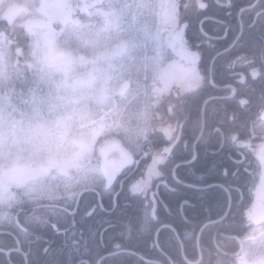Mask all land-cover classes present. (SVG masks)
I'll return each instance as SVG.
<instances>
[{
  "label": "clouds",
  "instance_id": "clouds-1",
  "mask_svg": "<svg viewBox=\"0 0 264 264\" xmlns=\"http://www.w3.org/2000/svg\"><path fill=\"white\" fill-rule=\"evenodd\" d=\"M77 2L79 15L45 31L25 24L39 16L41 0H0V145L24 170L16 194L41 215L99 171L90 124L82 118L89 99L105 93L115 99L107 110L95 109L96 123L138 150L163 124L169 98L164 50L174 32L163 0ZM95 4L104 8L89 11ZM12 6L24 11L9 19ZM0 180L7 192V168ZM255 231L258 237L241 238L249 247L237 264L249 251L264 253V226Z\"/></svg>",
  "mask_w": 264,
  "mask_h": 264
},
{
  "label": "snow or ice",
  "instance_id": "snow-or-ice-1",
  "mask_svg": "<svg viewBox=\"0 0 264 264\" xmlns=\"http://www.w3.org/2000/svg\"><path fill=\"white\" fill-rule=\"evenodd\" d=\"M163 3L174 32V38L164 50L166 66L163 81L168 93L171 94L173 90L187 93L192 100L207 96L208 99L203 100L205 110L202 119L205 122L210 118L206 109L208 100L231 99L230 123L238 124L243 129L253 109L258 110L259 118L264 123V20H260L264 16V0H259L257 5L241 8L238 13L229 10L233 7L232 0H225L224 3L214 0V5L201 0L198 7L202 13L215 6L217 11H222V15L219 18L215 14L198 16L200 35L195 38L189 36L191 25L186 15L188 5L181 0H163ZM257 7L261 11L257 12ZM258 22L261 25L259 31L256 29ZM210 23L216 27L206 30V25ZM249 45H253L251 58L244 56L238 59H244L251 68V79L246 81L241 76L237 87L231 83L224 85L222 90L230 93L229 96L213 97L208 90L217 89L223 74L235 66V61L231 59L232 53L241 47L246 49ZM242 96H247V99H241ZM174 107L170 105L169 111H174ZM223 110L225 113L228 111L227 108ZM179 128L177 123L175 126L169 124L163 130L167 145L163 148L159 147L160 139L149 135L140 149L121 150L116 161L100 165L99 171L89 175L85 187L59 201L46 215L33 210L18 194L0 189V234L14 236L15 244L19 245L8 249L7 255H22V264H108L103 257L98 261L93 256L104 245L105 233L110 229L119 226L128 233L136 231L140 235L151 236L152 232H156L158 236L160 229L156 225L164 224L160 218L161 212H164L169 218H179L175 228L172 227L175 219H170L164 225V231L177 233V229H180L177 234L183 239L199 242L196 229L200 223L197 216L200 210H204L203 202L208 198L206 194L211 193L214 202L213 211L207 217L210 222L212 214L222 221L240 213L244 209L249 183L245 162L233 160L229 152L226 159L231 161L230 164L224 165L223 159L213 161L207 173L197 177L198 183H185L179 178V169L185 167L191 171L193 163L199 160V153L196 144L185 142L186 154H180L176 146L182 137L174 135ZM216 132L224 135L220 128ZM227 139L238 147H252L250 139H241L236 133ZM224 147L221 143L219 150L224 151ZM256 152L262 168L260 187L264 189V143L259 145ZM149 157L152 163L141 169L142 160ZM137 175L139 179H136ZM208 179L214 182L206 183ZM182 189L190 190L193 194ZM197 201L201 202L199 210ZM129 208H132L131 213L128 212ZM245 215L250 222L258 220L264 224V198L254 202ZM97 217L95 228L89 226L85 231L77 226ZM22 221L37 228L51 229L52 236L44 239L35 232L29 233L21 227ZM200 230L202 233L203 228ZM125 231L120 233L121 238ZM55 235L63 236L58 244L52 238ZM112 239L108 237L109 241ZM33 243L37 245L35 250L32 248ZM124 246L116 244L115 248L120 250ZM157 246L163 247L158 239L153 241V247ZM2 252L4 249L0 248ZM249 258L251 264H264V253L249 251L245 257H241L243 264H249ZM8 264H11L10 259Z\"/></svg>",
  "mask_w": 264,
  "mask_h": 264
},
{
  "label": "flooded vegetation",
  "instance_id": "flooded-vegetation-1",
  "mask_svg": "<svg viewBox=\"0 0 264 264\" xmlns=\"http://www.w3.org/2000/svg\"><path fill=\"white\" fill-rule=\"evenodd\" d=\"M181 2L188 5L186 15L190 18L189 22L191 28L189 36L192 38L200 35V26L197 19L198 16L215 14L217 18H219L222 15V11H217L215 6L208 12L202 13L198 7L201 0H181ZM203 2L214 5V0H203ZM224 2L225 0H222V3ZM258 2L259 0H232L233 7L229 10L233 13H238L241 8H248L250 6L257 5ZM62 7L65 8L67 13L62 12L59 16L52 13L49 18L38 17L35 21H29V26H32V24H38L42 27L47 26L57 28L58 24L60 27L62 23L66 22L74 15H79L83 10V6L79 3H76L73 7H68L66 5H62ZM100 7L104 8V5L95 4L92 9H89V11L99 10ZM256 11L259 12L261 9L257 7ZM49 12L50 10H46V14ZM255 18V13H253V19ZM260 20H264V16L260 17ZM212 27H216V25L210 23L206 25V30ZM260 27L261 25L258 22L256 24L257 31H259ZM209 34H211V32ZM252 50L253 45H249L246 49L241 47L232 53L231 59L235 61V66L223 74L222 81L217 89L208 90L211 92L213 97L229 96L230 93L222 90L224 85L231 83L233 87H237L241 76H243L246 81L251 79V68L247 66V62L244 59L238 58L244 56L251 58ZM256 67L258 68L259 65H256ZM218 79H220L219 76ZM238 90L241 89L238 88ZM249 95H252V93H249ZM255 95H258V93ZM240 98L247 99V96H242ZM204 99H208L207 96H204L203 99L192 100L188 98L187 93H177L176 90H173L161 108L164 122L157 129V131L152 134V136L161 140L159 147L163 148L167 146L166 136L163 130L166 129L169 124L175 126L179 123L180 128L177 129V132L174 133V135H180L182 137L181 141L176 146L180 154H186L184 147L185 142L189 145H197L199 160L193 163L191 171L185 167H181L179 169V178L184 180L185 183H198L199 181H197V177L202 174H206L213 161H221L223 159L224 165L230 164L231 161L226 159V154L229 152H231L233 160L245 162V166L247 167L246 175L249 183L247 185L248 191L245 192L244 209L235 216L230 217V220L227 221V224L232 226L234 231H225V228L222 225H214L215 223L221 221L214 214L210 216L211 222L207 218L209 214L212 213L214 208V202L211 200V193H209L206 194L208 198L203 202L204 210H200L199 215L197 216V221L200 223V227L196 229L199 242L183 239L182 236L177 234L180 232V229H177V233L164 231V225L168 224L170 219H175V223L172 224V227L175 228L176 225L179 224V218H169L164 212H161L160 218L163 219L164 224L156 225V227L160 229L158 236L156 232H152L151 236H148L147 234L140 235L136 231L128 233L119 226L110 229L107 233H105L104 245L99 249L98 253H95L93 256L95 260L99 261L100 258L103 257L104 260L108 261V264H149V262H153V264H198L203 257V249L201 245L202 234L209 231L211 228L210 226L214 225V231L211 230V232L213 231L212 235H208V241H210L209 245L212 244L215 251L224 252L225 255L227 254V250L234 249L233 253L229 254V261L232 262L231 264H237V256L240 253V250L242 248L245 249L246 246V242L241 243V238L250 234L256 224H258V220L257 222L248 221L245 213L254 202H258L261 198H264V189H261L260 187V172L262 171V168L256 152L259 145L264 143V131H262L264 123H262L259 118V112L256 109H253V114L250 118H248L246 126L243 129H241L238 124L230 123L233 106V101L231 99L208 100L206 109L210 118L205 122L202 119V114L205 110V105L203 103ZM169 105L175 106L174 111H169ZM225 108L228 109L227 113L223 110ZM213 113L215 114L213 115ZM217 128L221 129L224 133L223 136L216 132ZM232 133L240 135L241 139H250L252 147H238L232 144V142L227 139V137ZM110 139H116L114 141H121L123 145L129 149V146L126 144L122 136L117 134L108 136L99 143V147L97 149V156L99 157V163L101 165H104L102 162V147L104 143ZM221 143L225 146L224 151L222 152L219 150ZM240 153H243V155H240ZM118 157L110 156L107 159L106 164L113 163L118 159ZM188 158L190 159V157ZM96 162L97 161H95V163ZM179 162L180 161L178 159L177 163ZM151 163L152 160L150 157L145 158L141 162V169ZM139 178V175H137L136 179ZM205 182L213 183L214 181L208 179ZM117 191H119V188H117ZM182 191H188L189 194H193L187 189H182ZM196 195L199 194L197 193ZM89 199H91V197H89ZM200 203L201 202L197 201L198 210L200 209ZM128 212L131 213L132 208H129ZM77 219L79 220V217H77ZM96 219H98V217L85 220L83 225L78 224L77 226L83 228L85 231L89 226L95 228ZM250 224L252 225L251 227L249 226ZM21 227L27 229L29 233L35 232L36 235L42 236L44 239H48L52 236V230L46 227L37 228L35 225L24 223L23 221L21 222ZM201 228H203L202 233L200 230ZM190 230L191 229H189V231ZM122 231H125L123 238L120 236ZM218 233L221 240H224L225 238L230 240L217 242L218 239L216 236ZM109 236L113 237L111 241L108 240ZM52 238L55 239L57 244L63 240L62 235H55ZM157 239L163 247H153V241ZM231 240L233 242H230ZM116 244H122L125 246L120 250H117L115 248ZM209 245L204 247V249H207L210 252L211 249ZM14 246L19 247V245L15 244L14 236L0 234V248L4 249V252L0 253V264H8L9 259L11 260V264H22V255H17L15 253H13L11 257L7 255L8 249ZM53 246L55 247L56 245ZM36 247V243H33V250H35ZM196 250L197 257L193 258ZM110 253H114V255H110ZM84 258L89 259V257Z\"/></svg>",
  "mask_w": 264,
  "mask_h": 264
},
{
  "label": "rangeland",
  "instance_id": "rangeland-1",
  "mask_svg": "<svg viewBox=\"0 0 264 264\" xmlns=\"http://www.w3.org/2000/svg\"><path fill=\"white\" fill-rule=\"evenodd\" d=\"M76 3H78L77 0H41V8H40L39 16L37 17L30 16L25 21V23L26 22L29 23V21L31 22L35 21L38 17L49 18L52 13H55L56 16H59L62 12L67 13V11L65 10L64 7H62V5L73 7L76 5ZM13 8L14 10L11 13L12 14L11 19H14L17 15L21 14L24 11L22 7H13ZM102 9H103L102 7L99 8V10H102ZM46 10H50V12L46 14ZM7 12H9V9H7ZM32 25L38 26L39 28L45 31H54L59 28V27L53 28V27H47V26L42 27V26H39L38 24H32ZM114 102H115V99L108 93H105L104 96L101 98H97L95 100L89 99L86 102V106L82 113V118L90 124V132L92 133L94 137L92 141V149H93L94 156H97V149L99 147V143L102 142L108 136L116 134L115 132L111 131L105 124L96 123L94 111L97 107L107 110V107ZM2 126H3V122L0 121V127ZM0 147H1V150L5 153V149L3 148V146L0 145ZM92 162L95 163V160ZM5 168L8 169L9 175H10L9 185L15 182H19L20 180L24 178V170L21 167H19V165L13 159L12 156H10L9 160L3 159L0 161V170H3ZM0 182L3 183L2 180H0ZM1 183H0V186H1ZM10 187H8V191L16 193ZM260 226H264V224L258 222V224H256L255 228L251 231L250 234L257 235L258 237V232H256L255 230L258 229ZM248 247L249 245L246 242L245 250H247Z\"/></svg>",
  "mask_w": 264,
  "mask_h": 264
},
{
  "label": "trees",
  "instance_id": "trees-1",
  "mask_svg": "<svg viewBox=\"0 0 264 264\" xmlns=\"http://www.w3.org/2000/svg\"><path fill=\"white\" fill-rule=\"evenodd\" d=\"M13 7H21V6H12L10 8L14 9ZM25 24H26V26H28L27 23H25ZM3 159L9 160L10 156L5 155V153L1 150V147H0V161ZM14 185H15V183H12L11 185H9V187L11 186L10 188L13 189V191L17 192V189L15 188ZM0 189H4V183H1ZM228 220H230V217L227 219H224L218 223H215L214 225H219V226L222 225L225 228V231H234V229H232V226H229V224H227ZM223 223H226V224H223ZM214 225H211L210 226L211 228L209 229V231H206L202 234L201 245H202V249H203V257L198 264H231L232 262L229 261L230 260L229 254L233 253L234 249L227 250V254L225 255L224 252L215 251L212 244L209 245L210 241H208V235L209 236L212 235V232L215 229ZM211 230H213V231L211 232ZM216 238L218 239L217 242L230 240V239H226V238L224 240H221L219 233L217 234ZM230 242H233V241L231 240ZM207 245H209V247L211 249L210 252L207 249H204V247H206ZM196 257H197V250L195 251L193 258H196Z\"/></svg>",
  "mask_w": 264,
  "mask_h": 264
},
{
  "label": "water",
  "instance_id": "water-1",
  "mask_svg": "<svg viewBox=\"0 0 264 264\" xmlns=\"http://www.w3.org/2000/svg\"><path fill=\"white\" fill-rule=\"evenodd\" d=\"M9 16V14H7ZM116 139H110L106 141L102 147V162L106 164L107 159L110 156L118 157L121 150L128 149L123 143Z\"/></svg>",
  "mask_w": 264,
  "mask_h": 264
}]
</instances>
